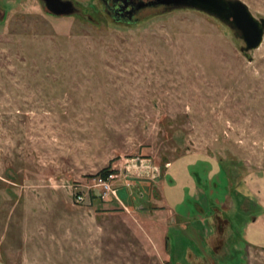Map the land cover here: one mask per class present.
I'll return each instance as SVG.
<instances>
[{"label": "rangeland", "instance_id": "1", "mask_svg": "<svg viewBox=\"0 0 264 264\" xmlns=\"http://www.w3.org/2000/svg\"><path fill=\"white\" fill-rule=\"evenodd\" d=\"M69 1L0 0V264H264V34L248 62L204 13Z\"/></svg>", "mask_w": 264, "mask_h": 264}, {"label": "water", "instance_id": "2", "mask_svg": "<svg viewBox=\"0 0 264 264\" xmlns=\"http://www.w3.org/2000/svg\"><path fill=\"white\" fill-rule=\"evenodd\" d=\"M45 11L54 17L71 16L79 10L69 0H39ZM102 3V0H98ZM149 6L162 11L177 8L191 9L217 19L234 32L243 47L240 53L250 62L249 52L256 50L263 38L264 19H255L247 7L238 0H153Z\"/></svg>", "mask_w": 264, "mask_h": 264}, {"label": "flooded vegetation", "instance_id": "3", "mask_svg": "<svg viewBox=\"0 0 264 264\" xmlns=\"http://www.w3.org/2000/svg\"><path fill=\"white\" fill-rule=\"evenodd\" d=\"M153 0H102L100 3L105 15L117 24H133L149 10H157L159 7H151Z\"/></svg>", "mask_w": 264, "mask_h": 264}, {"label": "crops", "instance_id": "4", "mask_svg": "<svg viewBox=\"0 0 264 264\" xmlns=\"http://www.w3.org/2000/svg\"><path fill=\"white\" fill-rule=\"evenodd\" d=\"M191 156H192V157H195V156L191 155L190 153H185V154L179 156L178 159H175V160H173V161H171V162H169V163H166V164H165L164 171H163V173H162V175H161V179H162L163 176L165 177V176H166L171 170L176 169V167L179 168V169H181V166L179 165V163H180L182 160H184V159H189V158H191ZM206 159L209 160L210 163H214L210 158H209V159L206 158ZM161 179H160V181H159V186H158V190H159L158 199H157V200L155 199V201L157 202V204H154V208H155L158 212H162V211H163V212L166 213V214L173 215V217L177 220V218H180V216H178L177 214H175V213L173 212L174 209H173L172 204L169 203L168 201H166V199L164 198V193H163V186H164V184H163V182H161ZM198 191H199V190H198L197 187H195V185L193 186L192 184H189L188 197H189L191 200L195 201L196 197L198 196ZM194 198H195V199H194ZM195 202H196V201H195ZM194 204H195V207H196V208H199V211H198V212L204 213L203 209L197 204V202L194 203ZM187 215H188V214L186 213L185 216H187ZM185 216H184V217H185ZM182 218H183V217H182ZM254 220H255V218L252 219L251 222H253ZM180 225H181V227H179V228L184 227V226H183L184 224H180ZM166 230H167V227H166V229H165V234H166ZM165 234H164V235H165ZM243 234H244V231H243ZM164 238H166V236H165ZM167 245H168V247H169V244H168V243H167ZM168 251H170V250H168Z\"/></svg>", "mask_w": 264, "mask_h": 264}, {"label": "built area", "instance_id": "5", "mask_svg": "<svg viewBox=\"0 0 264 264\" xmlns=\"http://www.w3.org/2000/svg\"><path fill=\"white\" fill-rule=\"evenodd\" d=\"M112 182V176L111 174H108L105 177H95L92 180V188H95L98 191V197L102 201H109L112 198H115L114 191L111 185ZM83 197L79 194L75 196V203L82 202Z\"/></svg>", "mask_w": 264, "mask_h": 264}, {"label": "trees", "instance_id": "6", "mask_svg": "<svg viewBox=\"0 0 264 264\" xmlns=\"http://www.w3.org/2000/svg\"><path fill=\"white\" fill-rule=\"evenodd\" d=\"M3 14V12L1 13V15ZM109 174V171L103 169L100 172H98L94 177H105Z\"/></svg>", "mask_w": 264, "mask_h": 264}]
</instances>
